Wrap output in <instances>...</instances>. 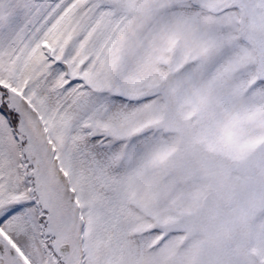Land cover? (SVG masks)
I'll use <instances>...</instances> for the list:
<instances>
[{"label": "snow or ice", "instance_id": "1", "mask_svg": "<svg viewBox=\"0 0 264 264\" xmlns=\"http://www.w3.org/2000/svg\"><path fill=\"white\" fill-rule=\"evenodd\" d=\"M0 264H264V0H0Z\"/></svg>", "mask_w": 264, "mask_h": 264}]
</instances>
